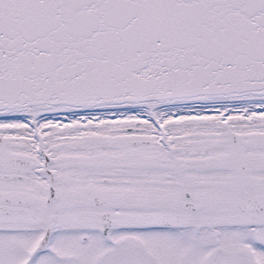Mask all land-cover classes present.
I'll return each mask as SVG.
<instances>
[{
  "label": "snow or ice",
  "instance_id": "snow-or-ice-1",
  "mask_svg": "<svg viewBox=\"0 0 264 264\" xmlns=\"http://www.w3.org/2000/svg\"><path fill=\"white\" fill-rule=\"evenodd\" d=\"M0 264H264V0H0Z\"/></svg>",
  "mask_w": 264,
  "mask_h": 264
}]
</instances>
